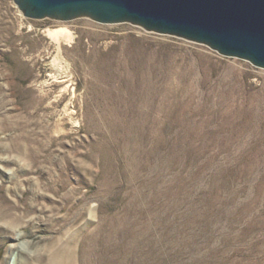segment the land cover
I'll use <instances>...</instances> for the list:
<instances>
[{"label":"rangeland","instance_id":"1","mask_svg":"<svg viewBox=\"0 0 264 264\" xmlns=\"http://www.w3.org/2000/svg\"><path fill=\"white\" fill-rule=\"evenodd\" d=\"M58 21L0 0V264H264V69Z\"/></svg>","mask_w":264,"mask_h":264},{"label":"water","instance_id":"2","mask_svg":"<svg viewBox=\"0 0 264 264\" xmlns=\"http://www.w3.org/2000/svg\"><path fill=\"white\" fill-rule=\"evenodd\" d=\"M30 19L129 23L264 69V0H12Z\"/></svg>","mask_w":264,"mask_h":264},{"label":"bare ground","instance_id":"3","mask_svg":"<svg viewBox=\"0 0 264 264\" xmlns=\"http://www.w3.org/2000/svg\"><path fill=\"white\" fill-rule=\"evenodd\" d=\"M45 35L55 43L58 51L61 50L62 43L70 44L74 41V32L71 29L69 23L67 21H58L55 23L53 27H49L45 32ZM53 64H60L58 59L55 57L53 60ZM26 244L24 242L18 243L13 247L12 255L8 259V264H17L16 258L19 252L26 250Z\"/></svg>","mask_w":264,"mask_h":264}]
</instances>
